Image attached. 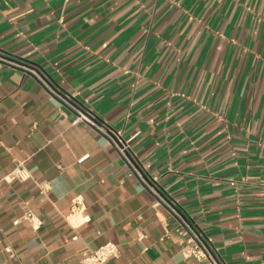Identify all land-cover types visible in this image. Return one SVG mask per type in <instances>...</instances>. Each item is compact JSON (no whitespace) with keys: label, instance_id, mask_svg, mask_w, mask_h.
I'll return each mask as SVG.
<instances>
[{"label":"crops","instance_id":"0c3cea01","mask_svg":"<svg viewBox=\"0 0 264 264\" xmlns=\"http://www.w3.org/2000/svg\"><path fill=\"white\" fill-rule=\"evenodd\" d=\"M0 55V264H81L108 243L107 264H203L60 93L122 132L220 264H264V0H0ZM20 167L31 178L7 181ZM77 198L81 227L65 218Z\"/></svg>","mask_w":264,"mask_h":264},{"label":"built area","instance_id":"2783aa9c","mask_svg":"<svg viewBox=\"0 0 264 264\" xmlns=\"http://www.w3.org/2000/svg\"><path fill=\"white\" fill-rule=\"evenodd\" d=\"M80 122H85L92 127H97L105 134V126H98L95 122L86 114L81 113L78 119ZM108 129V128H107ZM108 135V134H107ZM115 135L120 139L122 137V132H115ZM123 153L127 150L125 145L124 149H121ZM87 158L84 157L80 162L84 161ZM31 178V174L25 167H20L14 170L7 178V181H18L25 182ZM67 219H73L78 224L77 227H81L91 221L90 216L87 214V207L82 200L77 198L74 200V203L67 215ZM25 219L33 226L34 229H39L41 226V221L33 214H27ZM19 221H16L15 224H18ZM179 235L182 237L181 248L179 252L185 259H194L203 264H220L214 257L211 255L205 244L200 240V238L192 233L189 228H180L177 230ZM166 234H169L167 228ZM120 254L119 248L116 244L108 243L98 250L87 251L85 252V258L82 260L81 264H107L108 261L112 258H117Z\"/></svg>","mask_w":264,"mask_h":264},{"label":"water","instance_id":"95a60500","mask_svg":"<svg viewBox=\"0 0 264 264\" xmlns=\"http://www.w3.org/2000/svg\"><path fill=\"white\" fill-rule=\"evenodd\" d=\"M0 57H2L0 55ZM9 59V58H7ZM10 60V59H9ZM18 64L20 65H26V64H21L18 62ZM29 69H31L32 71H35L52 89H55V86L42 74L41 71H39V69L31 67L26 65ZM63 100L71 105H73L74 107H76L79 111H81L82 113L88 115L94 122L96 125L102 127V123L95 119L93 116H90L86 111H84L80 106H78L76 103H74L70 97L67 94H63L60 93L59 94ZM64 103V102H63ZM106 133L115 140V142L118 144V146L120 147V149H124L125 148V143L123 141H121L113 131L105 128ZM124 154L132 161V163L135 165V167L137 168V170L140 172V174L142 175V177L144 178V180L149 184L150 187H152L154 190H156V192L168 203L171 205V207L174 209L176 214H173L174 217L180 221V222H185L186 224H188L191 229L195 232V234L200 238V240L205 244V246L207 247V249L209 250V252L211 253V255H213V257L217 260L216 258V254L214 252L213 249H211L208 245L207 242L205 240V236L194 226L193 222L191 221V219L187 216L186 212L181 209L177 204H175V202L173 200H171V198L169 197V195L159 186L157 185L153 179L142 169V166L140 164V162L133 157V154L130 150H125Z\"/></svg>","mask_w":264,"mask_h":264}]
</instances>
